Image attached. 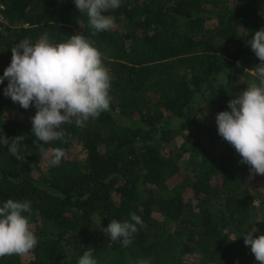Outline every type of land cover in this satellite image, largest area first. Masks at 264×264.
<instances>
[{"label":"trees","instance_id":"1","mask_svg":"<svg viewBox=\"0 0 264 264\" xmlns=\"http://www.w3.org/2000/svg\"><path fill=\"white\" fill-rule=\"evenodd\" d=\"M3 1L0 75L21 40L83 34L103 53L113 101L43 145L65 152L51 166L33 143L36 109L0 85V135L25 137L21 160L0 145V200H30L38 236L30 253L0 264H77L88 249L98 264H258L242 235L264 233V175L240 163L215 117L247 88L235 75L253 77L260 63L246 43L264 27L259 0H124L108 13L116 30L102 33L73 0ZM133 212L146 227L123 247L103 229Z\"/></svg>","mask_w":264,"mask_h":264},{"label":"clouds","instance_id":"2","mask_svg":"<svg viewBox=\"0 0 264 264\" xmlns=\"http://www.w3.org/2000/svg\"><path fill=\"white\" fill-rule=\"evenodd\" d=\"M73 2L88 17L94 33L116 30L117 23L108 13L120 9L124 0ZM260 15L264 16V12ZM246 43L260 61L254 68V81L228 101V110L217 113L215 122L218 135L235 149L240 163L250 166L253 175H264V27L252 33ZM11 52V62L0 75V85L7 80L3 95L25 110L36 109L31 117V133L36 138L33 143L44 157H50L51 166H59L65 152L59 148L49 152L43 145L64 141V125L74 124L83 129L91 119L111 111L110 69L104 63L103 53L83 34L72 35L62 42L42 34L35 42L30 39L17 42ZM24 140L23 135L14 138L4 132L0 135V145L6 146L17 160L24 159L21 155ZM31 212L30 200H0V258L24 256L36 248L38 236L32 227ZM144 227L142 217L133 212L129 219H112L103 231L110 240L128 247ZM254 233H259V229L254 227L242 237L258 264H264V233ZM77 264H98L94 250L85 251ZM140 264L151 261L144 259Z\"/></svg>","mask_w":264,"mask_h":264},{"label":"rangeland","instance_id":"3","mask_svg":"<svg viewBox=\"0 0 264 264\" xmlns=\"http://www.w3.org/2000/svg\"><path fill=\"white\" fill-rule=\"evenodd\" d=\"M259 3L260 5L264 6V0H259ZM253 75H255V71H250ZM235 78H236V83L238 84V86H241V84H249L251 82L254 81V78L255 76L253 77H249V76H246V75H242V74H236L235 75ZM244 91V90H243ZM173 125L179 127V124L178 122H175L173 121ZM182 142V138L180 136H178L176 139H175V143H176V146H179ZM180 180V179H179ZM178 180V181H179Z\"/></svg>","mask_w":264,"mask_h":264},{"label":"built area","instance_id":"4","mask_svg":"<svg viewBox=\"0 0 264 264\" xmlns=\"http://www.w3.org/2000/svg\"><path fill=\"white\" fill-rule=\"evenodd\" d=\"M6 18V4L3 0H0V24L7 23Z\"/></svg>","mask_w":264,"mask_h":264}]
</instances>
